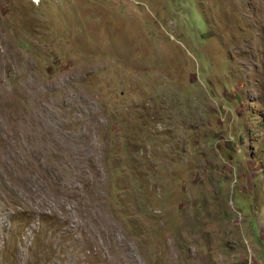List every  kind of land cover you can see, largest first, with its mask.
<instances>
[{
    "label": "rangeland",
    "instance_id": "374dc122",
    "mask_svg": "<svg viewBox=\"0 0 264 264\" xmlns=\"http://www.w3.org/2000/svg\"><path fill=\"white\" fill-rule=\"evenodd\" d=\"M0 264H264V0H0Z\"/></svg>",
    "mask_w": 264,
    "mask_h": 264
}]
</instances>
